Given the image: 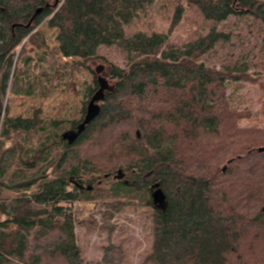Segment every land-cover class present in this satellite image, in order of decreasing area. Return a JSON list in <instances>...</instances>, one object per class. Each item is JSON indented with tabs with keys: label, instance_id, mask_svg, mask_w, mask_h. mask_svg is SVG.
<instances>
[{
	"label": "trees",
	"instance_id": "obj_1",
	"mask_svg": "<svg viewBox=\"0 0 264 264\" xmlns=\"http://www.w3.org/2000/svg\"><path fill=\"white\" fill-rule=\"evenodd\" d=\"M55 1L0 0V264H125L131 239L111 221L135 204L151 209L141 264H264V128L242 127L251 112L228 92L230 82L255 81L248 66L213 58L230 38L218 24L247 15L264 26V0H187L212 25L183 43L170 40L183 5L169 33H145L127 29L156 0ZM42 24L63 57L90 60L115 46L127 62L106 69L112 85L101 113L72 145L62 134L83 121L88 102L72 120L43 118L41 109L14 116L5 106L9 93H44L65 76L67 65L35 31ZM98 88L97 79L87 86L89 99ZM120 169L125 178L114 180ZM155 183L165 211L152 203ZM77 201L108 208L94 263L78 243Z\"/></svg>",
	"mask_w": 264,
	"mask_h": 264
},
{
	"label": "rangeland",
	"instance_id": "obj_2",
	"mask_svg": "<svg viewBox=\"0 0 264 264\" xmlns=\"http://www.w3.org/2000/svg\"><path fill=\"white\" fill-rule=\"evenodd\" d=\"M178 5L184 6L180 23L170 33V40L183 43L206 33L211 22L205 20L200 13L188 4L187 0H156L130 27L128 32L142 31L169 33L172 17ZM218 30L230 35L227 42L218 45L213 58L221 64L237 63L239 67L248 66L246 75L255 82H230L228 92L230 103L243 110L251 112L252 118L241 122L242 127L264 128V26L247 15L232 16L218 24ZM48 45L46 51L61 60V65H67L65 76L61 72L51 81L44 93L35 95H14L9 93L5 100L10 114L14 116H31L36 109L42 110L43 118L64 120L80 119L83 103L89 102L87 86L94 83L98 76L107 80L108 88L112 81L105 75L110 65L126 67L123 53L115 46L102 47L97 57L90 60L63 57L55 51V34L53 29L45 25L36 27ZM30 46V45H28ZM36 50H39L37 47ZM99 66L104 70L96 73ZM88 104V103H87ZM12 140L5 142L4 148L10 147ZM52 169L49 170L51 172ZM102 202L77 201L74 211L78 220L83 221L76 227L77 239L86 263H94L102 254V247L107 243V232L103 225L102 213L108 208ZM110 209V208H109ZM111 210V209H110ZM151 209L141 204L127 205L116 211L111 223L117 226L116 235L131 239L128 247V261L125 264H141L146 252L150 250V239L147 228V216ZM95 223L97 225H95Z\"/></svg>",
	"mask_w": 264,
	"mask_h": 264
},
{
	"label": "water",
	"instance_id": "obj_3",
	"mask_svg": "<svg viewBox=\"0 0 264 264\" xmlns=\"http://www.w3.org/2000/svg\"><path fill=\"white\" fill-rule=\"evenodd\" d=\"M59 4V0L55 1V6ZM42 11V8H39L36 11V15L39 14ZM104 70V66H99L96 69V73L100 74ZM98 90L94 93V95L89 100L87 107H86V113L83 118V121L77 126L76 129H71L63 132L62 138L66 142H68L69 145H72L75 143V141L78 139V137L83 133V131L86 129V126L89 125L91 122H93L101 113V103L105 100L106 92L110 90L108 88L107 80L102 77L98 76ZM258 152L262 153L264 152V147H260L258 149ZM226 170V167L223 168V171ZM125 172L123 170H118L117 174L114 175V180H123L125 178ZM106 178L108 175L105 176ZM88 189H90L88 187ZM151 198L152 203L154 207L158 210L165 211L167 207V196L164 193L163 189L161 188L159 183H155L151 187Z\"/></svg>",
	"mask_w": 264,
	"mask_h": 264
}]
</instances>
